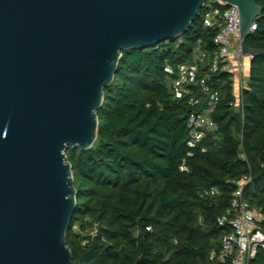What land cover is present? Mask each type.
Masks as SVG:
<instances>
[{
  "label": "trees",
  "instance_id": "obj_1",
  "mask_svg": "<svg viewBox=\"0 0 264 264\" xmlns=\"http://www.w3.org/2000/svg\"><path fill=\"white\" fill-rule=\"evenodd\" d=\"M255 2L261 11L245 41L262 51L247 63L240 106L231 72L199 68L218 95V128L200 140H190L187 121L210 96L198 86L177 94L174 82L196 50L217 51L220 25L206 20L224 7L206 0L182 34L121 51L96 109L94 143L66 149L76 189L66 231L73 264H215L227 231L217 218L244 176L242 197L264 216V0ZM213 187L218 194L205 193ZM250 264H264V248Z\"/></svg>",
  "mask_w": 264,
  "mask_h": 264
},
{
  "label": "water",
  "instance_id": "obj_2",
  "mask_svg": "<svg viewBox=\"0 0 264 264\" xmlns=\"http://www.w3.org/2000/svg\"><path fill=\"white\" fill-rule=\"evenodd\" d=\"M206 0H0V264H73L69 145L96 139V109L123 49L186 31ZM246 35L255 0H222ZM83 264V263H79Z\"/></svg>",
  "mask_w": 264,
  "mask_h": 264
},
{
  "label": "built area",
  "instance_id": "obj_3",
  "mask_svg": "<svg viewBox=\"0 0 264 264\" xmlns=\"http://www.w3.org/2000/svg\"><path fill=\"white\" fill-rule=\"evenodd\" d=\"M219 3L224 8L217 16H210L206 20L209 26L220 25V29L214 37L217 51L213 54L206 50L198 49L194 52L192 62H187L179 67L178 78L174 82L177 94L185 90L186 86H198L206 94L209 100L201 109L190 114L187 126L190 131V140L197 141L205 136L207 130H216L217 123L211 114L214 111L218 95L212 92L207 78L199 74V68L206 64L210 70H225L232 73V79L238 80L239 95L236 94V104L240 106L242 88L246 84L245 72L247 62L253 55H244L242 48L240 12L236 5L222 0H209ZM256 29V21L248 32ZM192 104H197L191 101ZM251 180L250 176H244L239 187L233 193L230 207L217 218L219 226L226 227L227 231L221 239V248L218 253L212 252L211 259H216L215 264H250L260 248H264V226L262 212L250 206L242 197L244 186ZM216 195L218 189L213 187L205 192ZM97 231L96 226L91 234Z\"/></svg>",
  "mask_w": 264,
  "mask_h": 264
},
{
  "label": "rangeland",
  "instance_id": "obj_4",
  "mask_svg": "<svg viewBox=\"0 0 264 264\" xmlns=\"http://www.w3.org/2000/svg\"><path fill=\"white\" fill-rule=\"evenodd\" d=\"M244 75H245V77H246V76H247V72H245ZM237 85H238V80L235 79V81H234V88H235V92H236V94L239 95V90H238Z\"/></svg>",
  "mask_w": 264,
  "mask_h": 264
},
{
  "label": "crops",
  "instance_id": "obj_5",
  "mask_svg": "<svg viewBox=\"0 0 264 264\" xmlns=\"http://www.w3.org/2000/svg\"><path fill=\"white\" fill-rule=\"evenodd\" d=\"M247 63H249V61Z\"/></svg>",
  "mask_w": 264,
  "mask_h": 264
}]
</instances>
